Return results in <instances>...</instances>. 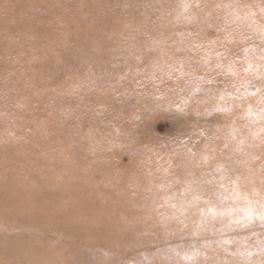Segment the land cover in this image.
<instances>
[{"label":"rangeland","instance_id":"374dc122","mask_svg":"<svg viewBox=\"0 0 264 264\" xmlns=\"http://www.w3.org/2000/svg\"><path fill=\"white\" fill-rule=\"evenodd\" d=\"M0 264H264V0H0Z\"/></svg>","mask_w":264,"mask_h":264}]
</instances>
